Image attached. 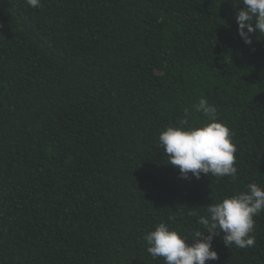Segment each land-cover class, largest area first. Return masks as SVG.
Masks as SVG:
<instances>
[{
    "label": "trees",
    "instance_id": "16d2710c",
    "mask_svg": "<svg viewBox=\"0 0 264 264\" xmlns=\"http://www.w3.org/2000/svg\"><path fill=\"white\" fill-rule=\"evenodd\" d=\"M241 7L0 0V264H164L148 231L191 239L208 205L264 188V35L244 44ZM201 98L234 134L236 179L167 164L160 131L186 109L206 122ZM254 220V246L221 233L206 264H264V212Z\"/></svg>",
    "mask_w": 264,
    "mask_h": 264
},
{
    "label": "clouds",
    "instance_id": "9594fccd",
    "mask_svg": "<svg viewBox=\"0 0 264 264\" xmlns=\"http://www.w3.org/2000/svg\"><path fill=\"white\" fill-rule=\"evenodd\" d=\"M26 3L37 8L41 0H26ZM237 24L238 35L246 45L253 44V32L264 35V0H242ZM194 107L208 118L206 122L190 124V112L186 109L183 119L159 133L158 143L168 156L167 164L178 167L182 179H189V174L199 179L202 173L236 179L234 134L224 121L218 120L216 107L207 99L201 98ZM261 212H264V188L251 182L244 191L208 205L206 214L198 217V223L206 231H195L191 239L169 223H159L144 235L146 251L153 259L163 258L164 264H206L218 259L212 241L221 233L228 248L254 246V217Z\"/></svg>",
    "mask_w": 264,
    "mask_h": 264
}]
</instances>
